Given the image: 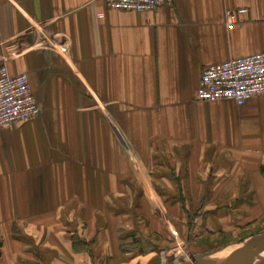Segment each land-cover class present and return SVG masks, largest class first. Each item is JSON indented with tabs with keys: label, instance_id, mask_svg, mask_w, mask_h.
Returning a JSON list of instances; mask_svg holds the SVG:
<instances>
[{
	"label": "crops",
	"instance_id": "0c3cea01",
	"mask_svg": "<svg viewBox=\"0 0 264 264\" xmlns=\"http://www.w3.org/2000/svg\"><path fill=\"white\" fill-rule=\"evenodd\" d=\"M259 53L264 0H0V68L42 108L0 135V264H164L196 232L255 231L264 96L196 98L208 66Z\"/></svg>",
	"mask_w": 264,
	"mask_h": 264
},
{
	"label": "built area",
	"instance_id": "2783aa9c",
	"mask_svg": "<svg viewBox=\"0 0 264 264\" xmlns=\"http://www.w3.org/2000/svg\"><path fill=\"white\" fill-rule=\"evenodd\" d=\"M108 10L119 12H152L171 6L173 0H103ZM248 9L226 12L227 29L242 23ZM264 96V53L232 58L208 66L202 73L197 91L199 103L234 102L243 107L253 98ZM42 108L33 93L29 76L11 75L6 66L0 68V135L14 125L36 120Z\"/></svg>",
	"mask_w": 264,
	"mask_h": 264
},
{
	"label": "rangeland",
	"instance_id": "374dc122",
	"mask_svg": "<svg viewBox=\"0 0 264 264\" xmlns=\"http://www.w3.org/2000/svg\"><path fill=\"white\" fill-rule=\"evenodd\" d=\"M156 206L159 208V206L161 205L159 201H156ZM166 207V204H164ZM231 205V206H229ZM223 206H229V207H236L238 206L237 204H231V203H226ZM162 216H166V212H162L160 213ZM166 214V215H165ZM238 226V231L237 233H225V232H221V230L217 229H209V232H204L202 231L200 234L198 235V233L196 232V234H191V236H189L188 240H186L187 238H185V243L182 242V244L180 245V254H178V256L175 257L173 256V254H169L170 252L164 253L163 257L162 254L160 255V259L164 258L163 263L164 264H177L179 261L186 259V258H190L193 255H196L198 253H200V251L206 253V252H211V251H216L219 249H228L226 251L227 254L231 253L234 249H236V247H238L241 244H244V246H247L248 244L251 243L250 240H252L254 237H257L259 235H264V221L261 222V224L254 229L255 231H253L252 229L248 230V227H251L249 224L247 226H245L244 223H242V221H240ZM225 230V229H223ZM228 230V229H226ZM212 231V233H211ZM219 231V232H218ZM253 237V238H252ZM251 238V239H250ZM161 239V237H160ZM248 239H250L248 242H246ZM177 240V238H176ZM161 242V241H160ZM174 243V242H173ZM171 244V245H170ZM177 245V244H176ZM178 245V246H179ZM160 248L162 246H164V248H174L175 245H172V240L168 241V244H165L163 242H161V244L159 245ZM179 248V247H178ZM243 249V247H238ZM201 252V253H202ZM264 259V257H263Z\"/></svg>",
	"mask_w": 264,
	"mask_h": 264
},
{
	"label": "water",
	"instance_id": "95a60500",
	"mask_svg": "<svg viewBox=\"0 0 264 264\" xmlns=\"http://www.w3.org/2000/svg\"><path fill=\"white\" fill-rule=\"evenodd\" d=\"M250 241L251 243L244 246L241 254L235 258L232 257V253H226L228 249L223 248L193 255L177 264H264V235Z\"/></svg>",
	"mask_w": 264,
	"mask_h": 264
},
{
	"label": "bare ground",
	"instance_id": "6f19581e",
	"mask_svg": "<svg viewBox=\"0 0 264 264\" xmlns=\"http://www.w3.org/2000/svg\"><path fill=\"white\" fill-rule=\"evenodd\" d=\"M242 251H243V249L236 247V249H234L231 252L232 253L231 255H232L233 258H235V257L239 256V254H241Z\"/></svg>",
	"mask_w": 264,
	"mask_h": 264
}]
</instances>
